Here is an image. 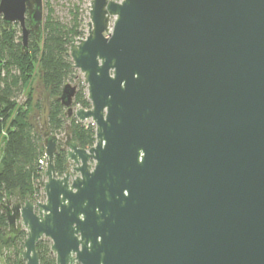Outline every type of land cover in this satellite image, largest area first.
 Masks as SVG:
<instances>
[{"label":"water","instance_id":"1","mask_svg":"<svg viewBox=\"0 0 264 264\" xmlns=\"http://www.w3.org/2000/svg\"><path fill=\"white\" fill-rule=\"evenodd\" d=\"M43 4L0 0L24 53ZM68 43L90 108L58 100L95 143L49 135L44 200L0 207L21 260L45 239L55 264H264V0H91Z\"/></svg>","mask_w":264,"mask_h":264},{"label":"trees","instance_id":"2","mask_svg":"<svg viewBox=\"0 0 264 264\" xmlns=\"http://www.w3.org/2000/svg\"><path fill=\"white\" fill-rule=\"evenodd\" d=\"M43 36L37 43L33 34L24 53L21 29L13 25L5 30L0 22V207L7 201H42L44 178L39 161L44 156L43 141L50 136L65 134L82 149L95 143V127L68 117L59 102L66 84L74 82L77 71L69 56V40L83 36L75 13L71 25L53 17L45 3ZM29 27L28 19L25 20ZM34 62L36 65L34 66ZM37 78V82H36ZM35 79V82H33ZM24 97L23 102L21 98ZM73 107L89 109L85 87L79 83ZM41 119V129L36 126ZM57 177L64 175L69 165L63 145L57 146L53 158ZM26 233H8L5 215L0 210V264H25L19 253ZM39 264H55L50 242L41 240L37 245Z\"/></svg>","mask_w":264,"mask_h":264},{"label":"rangeland","instance_id":"3","mask_svg":"<svg viewBox=\"0 0 264 264\" xmlns=\"http://www.w3.org/2000/svg\"><path fill=\"white\" fill-rule=\"evenodd\" d=\"M90 1L91 0H43L44 2L43 15L46 14L45 3L47 2V6L51 9L53 13V17L55 19H57L58 21L62 22L65 25H71L73 15L76 10L78 14V20L80 21L79 30L83 34V36L78 38L84 39L87 35V23L89 22ZM113 1L119 2L121 0H113ZM36 63L34 62V66L36 65ZM37 81L38 80L36 78V82ZM33 82H35V79ZM79 83H81L85 87V85L83 84L82 75L77 71L76 79L74 80V82H70L69 84L77 88ZM85 92H86V87H85ZM23 100L24 97L21 98L20 102H23ZM74 108H79V107H74ZM41 123H42L41 119L37 121L36 126H38L39 129H41V125H42ZM87 123H91V122L90 121L85 122V124ZM57 137L59 138L65 137V134ZM11 202H13V200Z\"/></svg>","mask_w":264,"mask_h":264},{"label":"built area","instance_id":"4","mask_svg":"<svg viewBox=\"0 0 264 264\" xmlns=\"http://www.w3.org/2000/svg\"><path fill=\"white\" fill-rule=\"evenodd\" d=\"M39 165H40V168L43 170V173H44V170L46 168L45 156H43V158L39 161Z\"/></svg>","mask_w":264,"mask_h":264},{"label":"crops","instance_id":"5","mask_svg":"<svg viewBox=\"0 0 264 264\" xmlns=\"http://www.w3.org/2000/svg\"><path fill=\"white\" fill-rule=\"evenodd\" d=\"M2 149H3V144L0 143V159H1V152H2Z\"/></svg>","mask_w":264,"mask_h":264},{"label":"flooded vegetation","instance_id":"6","mask_svg":"<svg viewBox=\"0 0 264 264\" xmlns=\"http://www.w3.org/2000/svg\"><path fill=\"white\" fill-rule=\"evenodd\" d=\"M70 170V167H69V169H68V171ZM44 200V199H43ZM36 202V201H35ZM13 203V202H12Z\"/></svg>","mask_w":264,"mask_h":264}]
</instances>
